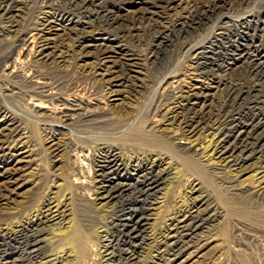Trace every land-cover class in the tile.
Masks as SVG:
<instances>
[{"label": "bare ground", "instance_id": "1", "mask_svg": "<svg viewBox=\"0 0 264 264\" xmlns=\"http://www.w3.org/2000/svg\"><path fill=\"white\" fill-rule=\"evenodd\" d=\"M131 5L140 7L142 12L133 16L129 24L121 11L130 10ZM227 6L234 7L235 13L240 15H227ZM251 6L252 10L246 14L241 13L245 7ZM26 9L32 12L33 18L21 24L16 20V13L26 12ZM84 17L87 20L84 21ZM139 22L154 23L151 29L156 35L146 45L138 42V37L134 36V24ZM211 24L219 28V35L206 42L196 43L197 33ZM123 43V47L131 48L130 52L123 54L124 49L119 50L117 46L121 47ZM263 50L264 0H40L37 5L29 0H0V77L12 84L22 83L27 86L25 93L13 94L25 99L30 110L35 112H28V121L32 119L31 122L36 124L40 120L38 112L49 109L48 117L55 119L53 126L45 127L50 140H55L60 131L66 130L71 124H79L81 127L90 126L116 132L114 136L124 144L121 146L123 149L129 146L133 150L147 152L162 149L165 142H170L177 147V154L185 159L184 166L201 176L205 172L203 170L221 174L227 172L239 180L253 174L255 187L241 190L238 184L247 179L240 181L232 187L235 192L233 195L239 201L257 200L262 204L264 126L256 124L253 119L243 121L239 111L235 112L234 108L243 103H248L245 105L248 107H257L262 100L264 89L261 85L264 86V77L260 70L264 58L260 54ZM68 53H75L81 60L91 58L94 62L89 73L102 82L113 96L133 92L137 85L132 74L141 66L142 61L145 64L151 63L160 71L169 65L170 55L178 53H184L191 59L198 79L212 83L205 89L196 85L183 89L178 87L182 81L176 80L163 87L153 120L145 128L140 121L132 120L131 117L126 119L128 121L123 117L124 121H117V115L104 114L100 107H90L83 101L57 97L56 88L47 81L49 73L42 74L39 67L50 65L49 72H54L56 67L65 62ZM117 55L121 59L112 62ZM251 77L252 80H249ZM168 80L170 76H166L164 85ZM67 96L71 97V94ZM42 100L50 101L52 107ZM26 131L23 122L0 105V163L4 166L2 177L8 182L4 193L0 195V202H7L10 196L20 195L19 192L29 186L31 181L29 170L32 169L27 162L30 151L25 146ZM84 148L78 155L75 154L77 151L74 152L73 160L77 161L81 170L78 172L79 178L73 172L76 175L71 183L72 188L77 186L73 189L80 190L76 199L83 204H75L70 198V203L62 205L58 203L60 198L57 201L52 198L35 217L21 223L15 230L9 231L3 226L4 229H0V264H93L94 257L98 256L93 257L94 253L89 248L92 246H88L91 241L88 233L93 224L91 212L98 206L108 204H115L120 209L119 217L114 220L110 218L109 222L117 235L111 240L103 236L104 252L102 257H98L101 258L98 264H142L140 256L147 245H154L157 250L151 264H188L205 250L210 239L209 230L218 222V207L215 200L201 191L202 184L193 183L192 180L193 184L189 188L195 197L190 198L188 206L177 210L164 231L151 239L146 234L147 228L158 222L159 210L165 206L163 198H157L156 195L160 189L166 191L163 194L166 195L172 185L176 186L181 179L180 172L177 169L175 173L174 170L169 171L170 163L159 161V151V154L153 151L147 154V158L124 165L116 150L108 149L104 152L101 149L100 155L94 160L96 183L93 185L94 180L88 181L84 176V162L90 161V151ZM61 153L59 148H55L50 156L54 162H58ZM25 163L28 164L26 168L22 166ZM212 166L213 169L210 168ZM82 186L87 189H82ZM162 186H165L164 189ZM133 187H140L142 194L148 195L144 198L138 191V208L129 205L130 200L128 203L122 200ZM91 192L96 194L95 200L90 196ZM226 224L223 227L228 226ZM104 232L105 229L101 233ZM40 234H45V237ZM127 240L138 242L139 251L132 250ZM65 246L73 249H68L62 255L59 249Z\"/></svg>", "mask_w": 264, "mask_h": 264}, {"label": "rangeland", "instance_id": "2", "mask_svg": "<svg viewBox=\"0 0 264 264\" xmlns=\"http://www.w3.org/2000/svg\"><path fill=\"white\" fill-rule=\"evenodd\" d=\"M29 1H32V3L34 5H37L40 0H29ZM258 1L259 0H256V2H258ZM136 4H138V3H135V5ZM129 7H130V10H128V9L124 10L123 9L121 11L122 12L121 15H123V18L125 20H127V22H129V24H131L129 20L133 16H136V15L138 16V14H140L142 11L140 10L141 9L140 7H135L133 5H131ZM252 8H253V6H251L249 8L245 7L244 11L241 13L246 14L247 12L252 10ZM27 11L25 12V10H24V11L16 13V16H17L16 20L19 23H21V24L25 23L26 24L27 22L31 21V19L33 18V14H32V12H29V11L27 12ZM225 13L227 15L233 16V17L240 15L238 13H235V8L232 6H227V8L225 9ZM83 19H84V21L87 20L86 17H84ZM153 27H154V23H150V24L149 23H140V22L135 23L134 28L136 31L134 33V36L138 37V38H136L137 40L139 39L138 42H143L146 45V43H148L151 40V37L156 35V33L153 31V29H151ZM216 27L217 26H215V24H211L210 26H208L203 31H199L197 33L196 43L206 42L209 38H213V36L214 37L218 36L220 31H219V28L218 27L216 28ZM216 31H218V32H216ZM66 34H67V32L64 35L66 36ZM63 39H65V41H66V37H64ZM124 44L125 43H123V45H121V47L117 46L120 51H122L124 49L122 51L123 54H125V52H130L129 50L131 49V48H128L126 46L123 47ZM136 46H137V44H136ZM135 49H138L137 51L141 52L140 48L136 47ZM71 55H73V56H71ZM74 55H75V53H68V56L66 57L65 62L62 65H59V67H56V69H54V72L53 71L49 72L50 65H42V66H44V68L42 66L39 67V71L41 70L42 74H46V73L48 74L49 73V75L47 77L48 78L47 81L51 85L53 84L52 85L53 88H56V91L58 92L57 97H62V98L67 97L66 99L70 98L73 100L83 101L84 103H86V105H88V106L91 105L90 107H92V106L100 107L104 114L107 113V114H112L115 116L117 115L116 116V118H118L117 121H119L121 119H122V121H124V120L128 121L126 119H129L131 117L130 119H132V120L140 121V123H142V126H145V128H147L151 124V122L153 120L152 119L153 115L155 114V111L159 105V102H158L159 101V95L162 92V90L169 85V83H173L176 80H178V81L181 80L182 81V82L180 81L181 87L179 85H178V87L183 88V89H186L188 87H192L193 85H196L198 88L200 87V89H202V88L205 89L206 87H208L209 84L211 85V83H212L210 81L204 82L203 80L198 79L197 75L194 72V68H193V64H192L193 62L191 61V59L188 58L187 55L184 53H181V54L178 53V54L170 55L171 57L168 58L169 65H167V67L164 70H160V71L155 69V67L152 66L151 63L145 64L144 61H142L141 66H139L135 70V72L133 73L134 75L132 74V77H134V80H135L134 83H135V85H137L135 87V89L133 90V92L122 93L119 96H115V95L113 96V95L109 94V91L106 90V87H104L102 82H99L97 79H95L91 75V73H89V71H92L90 69H92V67H93L92 64L94 61H92V59L89 57L81 60L80 58H78V55H75V56ZM260 56L262 58H264V50L261 52ZM72 58H74V59H72ZM119 59H121V56L117 55L116 57L114 56L111 61L113 62V61H117ZM139 63H140V61H139ZM108 65L111 66V64H108ZM60 67H62V68H60ZM57 69H59L60 71ZM82 70H83V72H82ZM260 71H261V75L264 77V63H263V66H262ZM56 72H58V73H56ZM83 76H85V77H83ZM166 76H170V80H168V82L164 85V79L166 78ZM0 80H2V81H0V105H3V107L8 112H10V114L16 116L17 119H19L20 121L23 122L24 127H27V131H26L27 132V135H26L27 139L25 140L27 142L25 143V146H26L27 151H30V153H29L30 158L27 159V162L29 164V168L31 167V169H32V170H29V173L31 171V176H32L30 178L31 181H29V186H27L26 188L21 190L19 192L20 195H16V196H12V197L10 196V199L7 202L6 201L4 202L5 204L3 202H0V229L3 228V226H4V228L8 229L9 231L15 230L16 229L15 227H17L21 223H24L25 221L35 217L38 214V212L41 211L45 207L46 203L52 198L54 199V201H57L58 198H60L58 200V203L60 202L62 205L67 203L70 198L72 199L71 201L72 202L74 201L75 204H78V203L83 204L82 202H79L78 199H76L77 198L76 195L80 190L73 189L75 186L73 188L71 187V183H73L72 181L74 179V176L76 174H78V172L81 170V168H79V166H77V161L73 160L74 156H75L74 155L75 151H77V152H75V154H77V155L80 153L81 149H83L84 147H86V148H84L86 151H90V154H89L90 161L84 162L85 170H86V172H84L85 173L84 176H86L88 181L94 180L93 185L96 183L95 182V180H96V169H95V165H94V160L100 155L101 149L104 152L107 151L108 149L116 150L120 154V156L122 157V162L124 165H127L131 162H134L135 160L137 161V160L142 159V158H147L146 157L147 154L149 155L151 153H154L153 151H155V152L159 151V153L160 152L162 153V154L161 153L159 154L157 152L159 154V156L161 157V158L159 157V159H160L159 161L160 162L162 161L163 164H165V162L168 161L170 163L169 171L174 170V173L177 171L180 172L179 177L181 179L179 180V183L176 186L172 185V189L169 190L170 192L167 191L166 195H163V194H165L166 191H162L161 189L157 193V195H156L157 198H163L162 201H164L165 206H164V208L159 210L160 216H159L158 222L155 225H152L151 227L149 226L147 228V231H146L147 236L149 238L151 237V239H153L156 236H158L159 232L161 233L162 231L165 230V228L167 227V225L170 222V219L179 210L188 206L192 197L193 198L195 197L190 193L191 189L189 187H191V185L193 183H199L200 185L202 184L201 186H203L201 191L202 192L205 191L204 193L209 195L213 199V201L215 200V202H216V205L218 207L217 208L218 222H216V224H213L212 225L213 227L210 228V230H209L210 239L208 241L209 243L207 242L208 244L205 245V250L201 251L199 253V255H197L196 258L192 259L191 260L192 262L190 261L191 263L189 262L188 264H203V263L204 264H207V263L208 264H264V217H261L262 214H264V204L259 203L257 200H249V199L244 200V201L243 200L239 201L233 195V193H235V192L233 191V188H232L235 184H238L240 181L247 179L246 181H243L244 183L240 182L241 184L240 183L238 184L239 185L238 188L241 190L247 189V188L253 189V187H255V184H254L255 179L253 178V176H254L253 174H250L247 177H244L243 179L239 180L238 178H234V175L227 173V172H224L222 174L216 172L217 173L216 174L215 172L214 173L210 172L211 170H203L205 172L201 176L200 174H197V173L193 172L192 170H188L184 166V165H186L185 159H182L181 158L182 156L177 154V147L173 143L165 142L166 145L162 146V149H154V150L152 149L151 151L146 150L147 152H144V151L139 152V150H136V149L133 150V148L129 147V146H127V147L125 146V149H123V147H121V146H124V144H122L120 142V139L115 138V136H114V134H116V132L99 130V129H95V128L90 127V126L81 127L79 124H76V125L71 124V126H69L66 130L64 129V130L60 131V134H58V136L55 138V140H53V139L50 140L49 137L47 136L48 132L45 131V127L46 126H53V124L55 123V121H54L55 119H50L48 117L49 114L47 111L49 109H44V110L38 112V113H40V114H38L40 120L37 121L36 124H33V122H31L32 119L31 120L29 119V121L26 119L27 118L26 115L31 113V112H32L31 114H35V112L30 110V107L27 105L28 103L25 102V99L21 98L20 96H16L13 94V93H20V92L25 93L27 86L25 84H22V83H18V84L13 83L12 84L11 82L5 81L1 77H0ZM249 80H252V77L249 78ZM78 82H80V83H78ZM260 85H261V83H260ZM261 87L264 89V86L261 85ZM210 88H213V87H210ZM9 89H10V91H9ZM103 89L106 90V92H103L104 91ZM60 90H61V92H60ZM100 90H102V91L100 92ZM209 90H212V89H209ZM66 93H68V94H66ZM70 94H71V97H73V98L67 96V95L70 96ZM262 94H263L262 100L259 102V105L257 107H248V106H245V105H248V103H243L241 105L242 107L237 106L234 108L235 112L239 111L238 114L242 118L243 121L253 119L256 124H258L260 126H264V125H261V124H264V91ZM42 101L45 103L48 102L47 105L49 107H52L50 104V101H46V100H42ZM105 108H107V109H105ZM115 116H113V117H115ZM122 117L125 119L123 120ZM258 117H260V118H258ZM124 124L125 123H123L122 126ZM34 126H35V128H34ZM160 127L163 128L162 126H160ZM120 128H121V126H120ZM112 138H114V139L112 140ZM78 146H80L82 148H80ZM128 147H129V150L127 149ZM55 148H59L60 151H62V153H63V154L61 153L62 157L59 155L58 162H56V161L54 162V160L50 156L51 151ZM120 148H122V149H120ZM170 148H172L176 151H174ZM75 149H77V150H75ZM89 149H91V150H89ZM128 151H130V152H128ZM134 151L137 152L139 155L136 154ZM163 151L165 153H163ZM121 152L122 153L124 152V153L122 154ZM31 153H33V154L31 155ZM36 153H37V155H35ZM140 153H141V155H140ZM170 157L172 160L170 159ZM31 158H32V160H31ZM35 158H36V160H34ZM18 159L20 160L21 157ZM128 159H129V162H127ZM29 160H31V161L29 162ZM170 160H171V162H170ZM69 161H71V164L72 163L73 164L71 165ZM74 161H75L76 167L74 166L75 165ZM28 164L25 163L22 166L26 168L28 166ZM213 166L210 168L213 169L214 167H216V166H214V167ZM3 167L4 166L1 165V163H0V195H1V193L2 194L4 193V188L5 187L7 188V185H8L7 180L5 181V179L2 177V173L4 171ZM165 168H166V166H165ZM33 169H34V171H33ZM176 169H177V171H176ZM70 170H72V171H70ZM73 172H75L76 174ZM32 174H34V175H32ZM182 174H183V176H181ZM222 175L224 177H222ZM76 176L78 178L80 177L79 174ZM193 179L195 180V182ZM217 179H219V180H217ZM227 179H228V181H227ZM192 180H193V183H192ZM220 181H222V182H220ZM35 183H38V184H35ZM164 187L165 186H162L161 188L164 189ZM174 187H176V188H174ZM81 188L87 189V188H85V186H82ZM133 189L131 188V191L127 195H124L122 200L123 201L127 200L126 201L127 203H128V200H130L129 205H133L135 208H138L137 203H136V199L138 197V191L141 193L140 195H142L144 198H147L148 195L147 196L143 195L141 190H140V187H136V188L133 187ZM90 190H92V189L90 188ZM91 193H92V195H90V196H92V199L95 200V198L97 197L96 194L94 192H91ZM212 193H215V194L213 195ZM159 195H160V197H159ZM233 198H235V199H233ZM183 202H184V204H183ZM68 203H70V202H68ZM94 203H96V201ZM97 203H100V202L98 201ZM174 206L175 207L177 206V208H175ZM110 208H112V209H110ZM97 209H99V210H97ZM97 209H94L91 212V215L93 216V224L94 225L92 224V228L90 229V231L88 233L89 241L91 240L90 241L91 243L88 241L90 243V244L88 243V246H92L89 248L94 253V255H93V253H91L93 255V257L95 255L98 257L99 256L102 257L103 252H104V249H103L104 244H103L102 239H104V237L107 236L111 240L113 236L117 235V234H115L116 232L114 230H112L111 227L109 226V222L111 221V219L114 220V218L117 219L119 217V210L120 209L119 208L117 209L115 204H108L106 206H98ZM159 211H158V213H159ZM220 213H222V214H220ZM166 214H168V218H167ZM13 218H15V219H13ZM14 220H15V222H14ZM159 222L161 223V225ZM95 224H97V226ZM224 224H226L228 226L223 227V226H225ZM101 225H102V227H101ZM93 228H95V229H93ZM99 228H101V230ZM103 228L105 229V232L101 233L102 231H104ZM157 228H159V229L157 230ZM211 229H213L215 232ZM91 230H94V231H91ZM96 233H98V234H96ZM93 234L95 237L93 236ZM148 234L149 235L152 234V236L151 235L149 236ZM40 235L45 237V234H40ZM90 235L92 237H90ZM92 240H93L94 244L92 243ZM127 241L130 242L129 246L132 250L135 249L136 251H139V247H138L139 243L138 242H135L133 240H132V242H131V240H127ZM96 244H98V245H96ZM65 247H62V249L64 248L63 250L61 248L59 249V251L62 252V255L66 254L68 249H73V247H71V246L69 248L68 247L65 248ZM92 248L94 250H92ZM95 249H96V251H95ZM120 249L122 250L123 248L120 247ZM97 250H98V253H97ZM144 250L145 251L140 256L141 263L142 264H151V262L154 261V259H155V256L157 254V250L154 247V245H147L144 247ZM203 253H205V255ZM97 254H99V255H97ZM200 255H202V256L204 255L203 258ZM98 257H94V258L96 259ZM95 259L93 261V264H98L101 260V258H98V260L97 259L95 260Z\"/></svg>", "mask_w": 264, "mask_h": 264}]
</instances>
